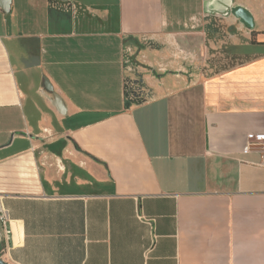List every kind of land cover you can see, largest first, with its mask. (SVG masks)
<instances>
[{
  "label": "crops",
  "instance_id": "0c3cea01",
  "mask_svg": "<svg viewBox=\"0 0 264 264\" xmlns=\"http://www.w3.org/2000/svg\"><path fill=\"white\" fill-rule=\"evenodd\" d=\"M5 1L4 260L264 264V0Z\"/></svg>",
  "mask_w": 264,
  "mask_h": 264
},
{
  "label": "built area",
  "instance_id": "2783aa9c",
  "mask_svg": "<svg viewBox=\"0 0 264 264\" xmlns=\"http://www.w3.org/2000/svg\"><path fill=\"white\" fill-rule=\"evenodd\" d=\"M2 6L0 4V11ZM252 147H259L262 151V160L257 164L260 167H264V133L253 134L249 136V144L246 151L249 152ZM0 230L1 240L0 244L4 243L5 248L9 247L10 235H11V218L9 211L4 207L2 199L0 197Z\"/></svg>",
  "mask_w": 264,
  "mask_h": 264
},
{
  "label": "water",
  "instance_id": "95a60500",
  "mask_svg": "<svg viewBox=\"0 0 264 264\" xmlns=\"http://www.w3.org/2000/svg\"><path fill=\"white\" fill-rule=\"evenodd\" d=\"M10 4H11V0H6L5 4H4V9L9 11L10 10ZM46 88L49 92L53 93V88L48 81H46ZM49 99H50L51 103L54 105V107H56V109L58 110L59 113H61L63 115L66 114L65 105H64L62 99L58 95H53V97H50ZM0 240H1V230H0ZM0 264H11V263L5 261L4 259H2L0 257Z\"/></svg>",
  "mask_w": 264,
  "mask_h": 264
},
{
  "label": "rangeland",
  "instance_id": "374dc122",
  "mask_svg": "<svg viewBox=\"0 0 264 264\" xmlns=\"http://www.w3.org/2000/svg\"><path fill=\"white\" fill-rule=\"evenodd\" d=\"M220 50V52H222V54H223V51H224V49H219ZM224 55V54H223ZM197 69H200V70H203V64L202 65H198V68ZM133 79H135V80H131L130 81V83H131V87H130V93L131 94H135V95H137V93L138 92H136V91H134V89H133V87L135 86V87H137L138 85H137V83L139 84V86H140V84L142 85V83L140 82L141 81V76H139V74L138 75H136L135 76V78L134 77H132ZM134 83V85H132ZM136 89V88H135ZM6 250V248H5V245H4V243H2V244H0V257L2 258V259H4V256H5V251ZM8 262V261H7Z\"/></svg>",
  "mask_w": 264,
  "mask_h": 264
}]
</instances>
